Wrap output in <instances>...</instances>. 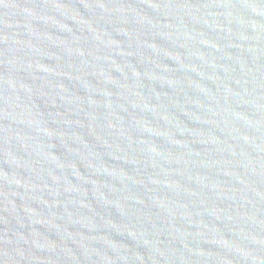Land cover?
<instances>
[{
    "label": "water",
    "instance_id": "obj_1",
    "mask_svg": "<svg viewBox=\"0 0 264 264\" xmlns=\"http://www.w3.org/2000/svg\"><path fill=\"white\" fill-rule=\"evenodd\" d=\"M0 264H264V0H0Z\"/></svg>",
    "mask_w": 264,
    "mask_h": 264
}]
</instances>
